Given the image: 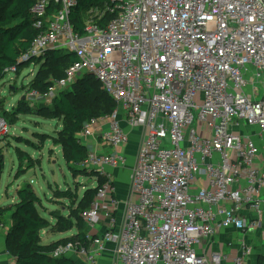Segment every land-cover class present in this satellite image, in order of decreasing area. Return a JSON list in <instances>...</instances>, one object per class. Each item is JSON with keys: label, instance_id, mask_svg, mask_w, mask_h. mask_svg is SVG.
Here are the masks:
<instances>
[{"label": "built area", "instance_id": "2783aa9c", "mask_svg": "<svg viewBox=\"0 0 264 264\" xmlns=\"http://www.w3.org/2000/svg\"><path fill=\"white\" fill-rule=\"evenodd\" d=\"M76 6L36 1L39 34L22 61L48 50L74 54L44 96L94 76L116 110L88 122L79 140L100 139L115 152L90 153L82 165L106 178L82 214L90 230L105 231L88 234V247L60 245L53 257L76 254L97 264L112 244L117 264H222L223 256L209 259L197 246L222 229L251 233L264 219L259 146L238 131L257 127L264 143V0H108L86 14L83 34L71 20ZM120 120L144 132L122 224L111 174L127 167L120 151L130 134ZM7 129L0 117V131ZM252 252L244 244L233 264H246Z\"/></svg>", "mask_w": 264, "mask_h": 264}, {"label": "trees", "instance_id": "16d2710c", "mask_svg": "<svg viewBox=\"0 0 264 264\" xmlns=\"http://www.w3.org/2000/svg\"><path fill=\"white\" fill-rule=\"evenodd\" d=\"M37 0H0V79L6 78L12 68H21L36 64L40 66L37 77L33 80L30 92L38 91L44 95L55 81L65 77L66 70L76 62V56L66 51L47 52L43 58L24 63L22 57L31 48L39 30L34 27L35 20L31 14ZM108 0H77V6L71 14V20L76 32L85 31V16L92 9L104 10ZM112 16L106 15L100 22L105 25ZM52 107H42L38 111L48 118L61 119L62 128L58 133V144L61 146L63 158L74 176L87 175L97 178V186L85 191L82 197L71 189L61 191L63 198L72 202L69 216L58 211L51 212L54 222L42 217L39 206L41 199L31 184H25L17 190V203L0 207V227L10 224L6 236V246L9 254L14 257L15 264H75L64 257L54 258L55 249L68 242L78 246L88 247V231L82 214L88 211L95 202L98 191L103 187L106 178L99 177L96 172L82 168L90 157V150L79 140V134L92 119L110 116L116 110L114 100L102 89L101 84L90 74L78 77L77 81L67 91L53 97ZM4 107L3 102L0 103ZM4 111V116H8ZM16 115L31 113L26 101H21L16 108ZM49 114V115H46ZM51 115V116H50ZM5 120V119H4ZM29 162L31 159L29 158ZM5 166V157L0 151V181ZM29 170L34 169L29 164ZM21 163L17 176H22ZM76 229L71 239H64L50 245H43L41 233L49 230L51 233H66ZM264 264V257L259 259Z\"/></svg>", "mask_w": 264, "mask_h": 264}, {"label": "rangeland", "instance_id": "374dc122", "mask_svg": "<svg viewBox=\"0 0 264 264\" xmlns=\"http://www.w3.org/2000/svg\"><path fill=\"white\" fill-rule=\"evenodd\" d=\"M39 69L40 66L31 64L16 69L10 72L6 78L0 79V103L4 104L3 108L0 106V114L4 116V111L9 112L8 116L4 118L8 129L0 131V151L5 156L6 163V171L0 189V200L7 199L5 197L7 187L9 195L15 196L18 189L29 183L42 201V205L39 206L40 214L49 221H54L48 212L58 211L70 218L69 210L73 204L62 197L61 191L71 189L73 193L78 194V197H82L86 190L97 186V178L72 174L63 158L61 146L58 144L57 137L62 128L61 119H52L44 114H39L40 108L52 107L53 97L69 90L67 88L59 91L51 98L45 97L38 91L31 93L30 87L37 77ZM22 100L26 101L30 108L31 113L28 115H16L15 113ZM195 127L200 136L201 124L196 121ZM87 146L91 153H107L113 150L106 144L98 142L89 141ZM261 146L263 149L261 156H264V143L261 142ZM29 158L31 162H29ZM262 158L264 159V157ZM21 163L23 164L22 176L16 177ZM29 164H32L34 169L28 171ZM262 226L264 227V219Z\"/></svg>", "mask_w": 264, "mask_h": 264}, {"label": "crops", "instance_id": "0c3cea01", "mask_svg": "<svg viewBox=\"0 0 264 264\" xmlns=\"http://www.w3.org/2000/svg\"><path fill=\"white\" fill-rule=\"evenodd\" d=\"M32 65L39 66L34 63ZM0 117H2V114H0ZM120 125L130 134V143L127 145V147H125L123 150L120 151L121 153L127 156V167L124 170L111 172V174L114 180L113 183L115 188V198L119 201L117 219L119 221V224H122L124 219V212L127 207V202L130 199L131 177H132L133 169L137 162V154L140 145L142 144L143 141L144 132L141 129H134V130L131 129L124 120L122 121L120 120ZM238 131L242 135L246 137H250L251 139H253V141L257 143L261 153L256 162V165L258 168L264 170V159L262 158L264 156H261L263 149L261 148L262 147L261 140L258 138V132H259L258 128L241 126L240 130ZM99 140L100 139L97 140L93 139L89 141L103 143L101 140H100L101 142ZM114 152L115 151L112 150V151H108L107 153H102V152H98V153L112 154ZM5 171H6V163L4 166L3 175ZM3 175L0 181V189L3 181L2 179ZM8 189L9 188L7 187V189L5 190L6 191L5 197L7 199L4 201L3 199L0 200V207H8L17 203V191L15 196H13V195H9ZM51 212L48 213L51 215ZM50 222H54V221H50ZM9 226L10 224L0 228V264H15L14 261L15 259L9 254L6 246V236L8 233L7 231ZM85 226L87 228L88 234L93 237L102 235L103 232L105 231L104 226L96 227L94 230H90L87 227L86 223ZM75 234H76V229H73L66 233H59V234L56 233L52 234L49 230H44L41 233V236H42V242L44 244L47 243L48 245H50L52 243H57L64 239H71ZM43 235L45 236V238ZM244 244L251 246L253 248L252 254L248 256L245 260L246 264H259V259L261 257H264V227L263 226L258 227L256 230H254L251 233H243L235 229H222L213 238L203 240L197 246V251L200 255L205 254L206 257L209 259H212L214 255L223 256L222 258H224L223 259L224 261L222 264H233L234 260L242 255ZM65 257L73 261L75 264H87L85 258H83L80 255L69 254ZM97 264H117L114 253V245L110 244L108 246L107 252H105L99 257Z\"/></svg>", "mask_w": 264, "mask_h": 264}, {"label": "water", "instance_id": "95a60500", "mask_svg": "<svg viewBox=\"0 0 264 264\" xmlns=\"http://www.w3.org/2000/svg\"><path fill=\"white\" fill-rule=\"evenodd\" d=\"M54 51H58V50H48L47 52H54Z\"/></svg>", "mask_w": 264, "mask_h": 264}]
</instances>
